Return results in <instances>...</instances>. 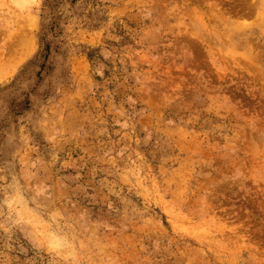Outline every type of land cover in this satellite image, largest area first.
<instances>
[{
    "label": "rangeland",
    "instance_id": "rangeland-1",
    "mask_svg": "<svg viewBox=\"0 0 264 264\" xmlns=\"http://www.w3.org/2000/svg\"><path fill=\"white\" fill-rule=\"evenodd\" d=\"M0 264H264V0H0Z\"/></svg>",
    "mask_w": 264,
    "mask_h": 264
}]
</instances>
